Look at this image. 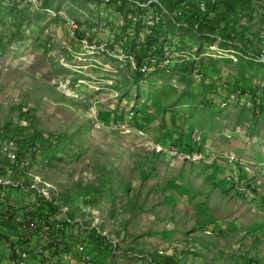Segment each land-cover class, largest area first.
<instances>
[{"label": "rangeland", "instance_id": "1", "mask_svg": "<svg viewBox=\"0 0 264 264\" xmlns=\"http://www.w3.org/2000/svg\"><path fill=\"white\" fill-rule=\"evenodd\" d=\"M122 24L101 0H0V129L9 108L21 104L45 133L75 134L84 141L82 148L65 146L67 154L51 163L38 152L30 167L35 184L50 199L70 195L63 212L77 208L75 220L54 233L63 246L39 262L49 236L33 237L34 231L29 250L17 246L15 258L27 254L26 264H159V252L177 257L176 264H252L248 257L264 264V113L258 117L245 109L246 96L230 97L240 66L247 67L253 83L264 84V56L205 40L196 45L175 24L161 39L167 56L150 54L138 64L151 32L141 26L122 35ZM239 55L244 62L237 66ZM211 57L218 61L217 82L223 85L220 105L208 106L197 62ZM189 61L196 62L195 69L184 73L179 65ZM137 71L142 73L138 81ZM131 110L137 122L146 118L145 137L107 123H132ZM9 137L15 139L13 131ZM172 139H183L175 142L180 148L202 147L197 152L217 155L216 161L206 156L196 165L155 156L150 143ZM13 149L3 141V153L14 157ZM108 169L118 181L104 186L95 203L86 202L76 186ZM13 185L20 189L18 197L36 195ZM10 200L9 206L15 197ZM87 228H96L105 243L88 244ZM15 239L0 237V264H17L11 251Z\"/></svg>", "mask_w": 264, "mask_h": 264}, {"label": "trees", "instance_id": "2", "mask_svg": "<svg viewBox=\"0 0 264 264\" xmlns=\"http://www.w3.org/2000/svg\"><path fill=\"white\" fill-rule=\"evenodd\" d=\"M101 1L118 13L123 23L121 26L122 35H125L129 30L137 31L141 26L151 32V35L145 41L146 45L141 48L140 56L137 57L138 64L150 54H162L164 56L165 53H161L163 51L161 49L163 45L161 39L165 30L167 31V28L175 24H179L181 29L189 33L190 37L196 41V45L203 43V40H205L211 46L214 44L220 48L233 47L239 49L247 56H255L259 59L264 56V0ZM149 12H151L150 15ZM149 21L154 23L149 24ZM255 24L258 25L256 29L253 26ZM155 43L157 46H155ZM242 62L244 60L239 55L237 66ZM185 64L187 65H179L180 70L184 73H190L192 69H195L196 62L189 61ZM197 64L200 68V86L207 93L205 104L207 103L208 106L217 104L221 99L219 89L223 85L217 82L221 74L218 61L211 57L206 62L200 61ZM246 68V66L245 68L240 66L237 69L235 82L233 85L229 84L235 91V94H230V97L233 96L232 99H234L237 94L248 97L250 105L247 108L246 103L244 108L251 110L253 115L259 117L260 113H264V84L261 85V81L253 83V76L246 74ZM137 76L138 81L142 73L137 71ZM186 85L190 87L192 84L187 80ZM224 99H229V97ZM218 105L220 104L218 103ZM97 111L99 117L102 118L103 105H99ZM14 118L17 119L16 123H14ZM38 122L37 117L31 111L24 110V106L20 104L9 108L8 121L0 129V237L6 240H10L11 237L16 238L15 241H11V251L14 253L15 261L18 258V256L15 258L17 246L25 245V249L28 251L29 246H31L28 237L34 231L36 233L32 234L33 237H37L39 232L49 236L48 244L43 245L45 253L40 252V256L37 255L36 260L44 262L48 257L58 254V249L64 243L55 238L54 233L61 230L60 226L65 227L70 223L69 221L75 220L74 214L77 210V208L67 207V211L63 212V208L71 202L70 195H63L59 198L51 197L50 199L39 188L38 184H35L36 180L30 174V167L34 165L38 152H41V156L46 158V162L51 163L53 159H60L61 155L67 154L65 146L75 145V147L82 148L84 147V141L79 135L75 134L70 135L65 132L45 133L37 127ZM23 123L26 125H23ZM137 123L136 120L132 119V124ZM29 128H32V132L25 134L24 130ZM140 128L146 130V126H140ZM12 131L15 134L14 140L9 137ZM191 134V130L187 131L186 138L190 139ZM3 141L11 142L14 145L12 150L14 157L2 152ZM175 142L181 143L183 139L171 141V145L178 147ZM178 148L183 151H201L203 149L188 143L185 147L180 148L179 146ZM152 152L155 156L162 155ZM118 178L111 169H108L107 172L98 175L93 182L79 183L80 185L76 186L75 190L83 195L86 202L95 203L96 197L104 191V186L118 181ZM15 183L19 184L18 188L23 191L34 189L36 195L32 200H28L25 195L18 197L16 192L20 189H14L13 184ZM124 188L128 191V187ZM185 195L184 192L182 196ZM14 197L15 200H13ZM10 198L13 200L11 206L7 203L11 201ZM62 231L64 232V230ZM86 232L88 244L102 246L105 243L102 234L96 228H87ZM155 256L162 260L159 264H176L177 257L175 256L160 255L159 252L155 253ZM241 258L245 259L246 257L242 256ZM247 259L252 264L260 263L257 257H248Z\"/></svg>", "mask_w": 264, "mask_h": 264}, {"label": "built area", "instance_id": "3", "mask_svg": "<svg viewBox=\"0 0 264 264\" xmlns=\"http://www.w3.org/2000/svg\"><path fill=\"white\" fill-rule=\"evenodd\" d=\"M166 56H167V54L164 56L151 55L149 57L159 58V57H166ZM134 116H135L134 110L129 111L128 118L130 120H132L134 118ZM113 125L115 127H118L120 129L124 130L126 133L129 131H136V132H140L141 137H145L147 135V133L144 130H142L137 125L132 124V123L118 122V123H114ZM195 140H199V135L195 138ZM150 148H153L154 150H157L158 152H162L163 155L172 154L173 156H192V157H198V160H201L202 156H209L212 159V164L216 160V157H217V155L210 154L206 150H205V153H198L197 150L183 151V150H180L178 147L169 148V144H162L158 141L151 142ZM226 159H228L229 162H233L231 156H226ZM26 256H27V254H23V255L19 254L18 258L16 259V263L17 264H26L27 263ZM19 261H20V263H19ZM52 264H60V263H52Z\"/></svg>", "mask_w": 264, "mask_h": 264}, {"label": "bare ground", "instance_id": "4", "mask_svg": "<svg viewBox=\"0 0 264 264\" xmlns=\"http://www.w3.org/2000/svg\"><path fill=\"white\" fill-rule=\"evenodd\" d=\"M131 131H129V133H130ZM169 148H176L175 146H173V145H169ZM154 150V149H153ZM155 152H157V153H162V152H158L157 150H155ZM198 153H201V152H198ZM166 155H169V157L171 156V157H174L172 154H166ZM176 158H179V159H181V160H183V161H194V162H198V161H205V159H206V156H202L201 157V160H198V157H192V156H175ZM210 161V160H209ZM208 161V162H209ZM206 162H207V160H206ZM210 163V162H209Z\"/></svg>", "mask_w": 264, "mask_h": 264}, {"label": "crops", "instance_id": "5", "mask_svg": "<svg viewBox=\"0 0 264 264\" xmlns=\"http://www.w3.org/2000/svg\"><path fill=\"white\" fill-rule=\"evenodd\" d=\"M113 112V111H112ZM128 113V112H127ZM146 121V118L144 117V118H142V121H139L137 124L139 125V127L140 126H142V127H144V126H147V123L145 122ZM118 122H121V121H118ZM137 122V121H136ZM108 123V122H107ZM109 123H116V122H109ZM140 123V124H139ZM159 142L161 141V140H158ZM171 141H176V140H174V139H172ZM171 141H167V142H165V144H171ZM216 161V160H215ZM214 161V162H215ZM213 162V163H214Z\"/></svg>", "mask_w": 264, "mask_h": 264}, {"label": "clouds", "instance_id": "6", "mask_svg": "<svg viewBox=\"0 0 264 264\" xmlns=\"http://www.w3.org/2000/svg\"><path fill=\"white\" fill-rule=\"evenodd\" d=\"M135 117V116H134ZM134 119V118H133ZM116 123H118V122H116ZM135 125H137V124H135ZM138 126V125H137ZM139 127V126H138ZM140 128V127H139ZM146 132V131H145Z\"/></svg>", "mask_w": 264, "mask_h": 264}]
</instances>
